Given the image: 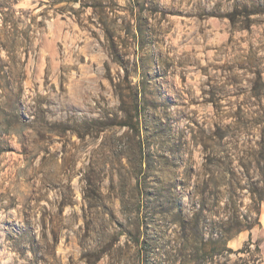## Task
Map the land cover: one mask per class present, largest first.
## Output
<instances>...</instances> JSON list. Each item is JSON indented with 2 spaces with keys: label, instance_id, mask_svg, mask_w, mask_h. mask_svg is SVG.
I'll use <instances>...</instances> for the list:
<instances>
[{
  "label": "rangeland",
  "instance_id": "374dc122",
  "mask_svg": "<svg viewBox=\"0 0 264 264\" xmlns=\"http://www.w3.org/2000/svg\"><path fill=\"white\" fill-rule=\"evenodd\" d=\"M0 264H264V0H0Z\"/></svg>",
  "mask_w": 264,
  "mask_h": 264
},
{
  "label": "trees",
  "instance_id": "16d2710c",
  "mask_svg": "<svg viewBox=\"0 0 264 264\" xmlns=\"http://www.w3.org/2000/svg\"><path fill=\"white\" fill-rule=\"evenodd\" d=\"M132 117H129V122H131L132 121ZM123 126H127V127H129L130 126V123H124L123 124ZM258 216H259V209H257V211H256V219H258ZM248 227H244L243 225H238L237 226V228L235 229V232L237 231V232H241L242 230H244V229H247Z\"/></svg>",
  "mask_w": 264,
  "mask_h": 264
}]
</instances>
